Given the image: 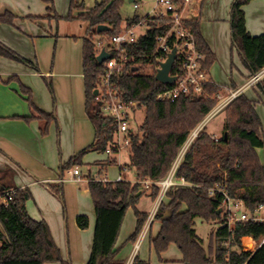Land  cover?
Here are the masks:
<instances>
[{"label":"trees","instance_id":"16d2710c","mask_svg":"<svg viewBox=\"0 0 264 264\" xmlns=\"http://www.w3.org/2000/svg\"><path fill=\"white\" fill-rule=\"evenodd\" d=\"M251 1L253 0H233L229 20L231 51L238 56L249 79L264 69V34L251 37L245 27L243 8ZM123 2L124 0H100L91 9L84 11L82 4L78 5L76 0H70L66 20L86 23V31L82 37L84 111L94 136L90 146L60 165V180L64 172L81 166L86 154H104L113 141L116 124L113 119L102 114L100 102L93 96L94 90L99 87L104 64L96 61L98 51L94 37L104 38L100 41L105 44L123 31L119 13ZM51 10L49 7L48 12ZM73 10L84 12L72 17L70 13ZM13 20L14 16L10 13L0 15V24L11 25ZM137 21L138 18L134 16L127 20L126 25ZM99 25H104L109 30L97 34L96 28ZM146 25L149 28L147 36L139 38L133 47L127 49V65L122 74L112 80L121 92V99L135 105L133 112L144 109V119L135 135H132L128 157L129 167L135 172V183L100 179H90L87 182L95 214L93 241L87 264H125L116 259L118 249L115 248L125 214L129 209L133 210L136 224L127 242L134 244L148 218V214L138 212L135 207L142 197L148 196L154 201L158 195L157 186L151 185L144 189L140 183L145 180L153 183L166 177L190 132L215 107L216 101L212 97L226 91L208 80L202 86L201 94L191 91L187 96H179L174 102L158 100V95L174 86L155 80L159 59L161 56L165 57L162 51L156 53V40L166 34L170 23L161 18L147 20ZM183 28L193 39L195 50L202 56L201 67L208 76L215 56L200 33V20L184 22ZM179 42L171 40L168 45L173 50ZM109 54L113 55L111 51ZM0 57L38 73L36 64L20 57L1 43ZM179 58V55L175 57L170 72L177 79L184 76ZM145 68H149L151 74H143L142 70ZM11 81L18 83L20 95L42 123L39 128L40 136H46L54 121L53 114L38 109L33 103L31 91L21 85L16 77H11L7 82ZM45 82L52 93L50 81ZM255 86L264 96V76ZM224 115L222 137L215 142L210 139L206 130L200 133L176 170V179H183L189 186L167 192V202L160 204L156 211L154 220L161 227L149 244L159 262H162L160 255L173 244L182 256V264H264V243L253 253L240 248L242 238H250L259 243L264 237V224L240 223L229 229L221 222V214H217L222 196L219 193L209 195L211 189L218 187L229 197L243 200L248 210L264 204V164L256 154L257 149H264V140L254 102L242 94L238 95L226 107ZM15 119L28 123L35 117ZM224 134L227 136L226 140ZM115 155L114 152L108 156L100 172H105L108 166L116 165ZM12 176L9 169L0 171V197L10 191L14 193L7 204L0 203V264H69L62 260L46 223L34 221L28 216L25 204L30 199V194L27 190L17 189L13 185ZM60 185L47 187L63 203ZM196 219L206 223L221 222V227L209 236L206 249L194 230ZM76 225L78 229L86 230L88 218L84 215L76 217ZM131 264L149 262L135 257Z\"/></svg>","mask_w":264,"mask_h":264},{"label":"crops","instance_id":"0c3cea01","mask_svg":"<svg viewBox=\"0 0 264 264\" xmlns=\"http://www.w3.org/2000/svg\"><path fill=\"white\" fill-rule=\"evenodd\" d=\"M43 2L0 0V15L10 13L14 16L11 25L0 24V43L36 64L38 68L36 73L0 57V171H12L13 185L29 192L26 212L32 220L46 223L62 260L69 264H87L95 225L87 182L99 179L94 177L96 167L101 168L108 157L102 154L98 159L92 153L86 155L83 163L90 165L87 173L84 174V168L79 167V180L71 175L70 170L63 173L62 181L59 182L60 165L90 146L94 131L84 111L82 37H76L73 33L60 36L53 34L51 18H45L49 7ZM232 2L233 0L201 2L200 33L215 56L208 80L224 88L225 93L239 92L253 101L262 124L264 96L255 85L244 88L249 80L248 73L235 52L236 58H232L229 26ZM243 11L248 34L251 37L263 35L264 0L251 1ZM11 77H16L21 85L31 91L33 103L38 109L53 114L54 121L46 136H40L39 128L42 123L20 95L18 83L7 82ZM41 78L49 79L53 100L42 85ZM31 116L35 119L28 123L15 119ZM259 150L263 149H257V154ZM132 170L133 173L126 165L118 166L119 174L112 181L134 184L135 172ZM125 174H129V179H125ZM100 180L109 182L107 175H103ZM58 184H61L63 203L47 187ZM146 198L149 197H142L135 208H140ZM164 202H167V198ZM151 204L150 210L138 208V212L148 214V218L134 244L128 243L127 239L134 232L136 220L125 222L124 217L115 245L118 249L116 259L125 264H131L135 257L149 264H182V256L175 245L170 244L160 255L162 262L158 261L150 248V240L157 236L161 227L158 221L149 217L154 201L151 200ZM80 215L88 218V228L84 231L76 225V217ZM125 226L127 231L122 232Z\"/></svg>","mask_w":264,"mask_h":264},{"label":"built area","instance_id":"2783aa9c","mask_svg":"<svg viewBox=\"0 0 264 264\" xmlns=\"http://www.w3.org/2000/svg\"><path fill=\"white\" fill-rule=\"evenodd\" d=\"M201 2L202 0H154V4L149 13L144 16H136L138 18L137 22H130L123 27V31L120 34L111 37L105 44L100 40L96 42L98 55L104 50L109 55V58L104 61L103 74L99 87L96 89L98 93L95 100L100 102L102 114L113 119L116 124L111 146L105 151L107 156H110L114 152L116 153L115 156H118L121 152H125L128 157L130 154L131 138L132 135H135V131L131 129L130 122L134 115L133 109L135 105L121 99V92L112 80L114 77L122 74L127 65V61L129 60L127 49L133 47L139 38L147 36V30L149 29L146 25L147 20L161 18L169 20V30L164 36L158 37L156 40V53L160 51L165 53V57L161 56L159 59L160 63H163L172 51L168 45V41L173 40L174 43L180 41L175 45L173 50H175V57L177 55L180 56L179 66L184 71V76L180 79L174 77L175 81L172 83L174 86L158 95L157 99L174 102L179 96H187L191 91L195 94H201L203 92L202 86L208 82V76L201 67L200 60L202 56L195 50L194 42L190 34L183 28L184 22L200 19ZM132 8L135 11L138 10L140 3L138 1L133 2ZM139 29H143L144 32L138 34L137 30ZM109 51L112 52V56L109 54ZM263 76L264 72L262 71L254 75L248 80L244 88L247 89L256 85ZM238 95H241V93L215 94L212 97L216 101L215 107L190 132L166 177L153 183L148 180L140 183L144 189H148L151 185L158 187V195L154 200L153 209L149 214L150 218L154 219L158 207L166 199L167 192L179 187L189 186L183 179H176L175 177L176 170L184 154L199 134L206 130L207 125L217 118L220 113H223L229 103ZM222 128L223 124L219 127L218 132L212 134L207 133L210 139L217 142L222 137ZM71 175L76 177V180L80 179V174L76 168L71 171ZM61 181L59 180L60 183ZM215 193H219L222 196L221 207L219 208L222 216L221 222L225 223L229 229L240 223L264 224V204H259L253 210H248L243 200L229 197L223 189L216 187L209 191L210 196ZM13 194V191L7 192L4 196L0 197V203L7 204L11 201ZM263 243L264 237L259 243H255L250 238H242L240 240V248L243 251L253 253ZM137 247L138 245L136 244L135 250H137Z\"/></svg>","mask_w":264,"mask_h":264},{"label":"rangeland","instance_id":"374dc122","mask_svg":"<svg viewBox=\"0 0 264 264\" xmlns=\"http://www.w3.org/2000/svg\"><path fill=\"white\" fill-rule=\"evenodd\" d=\"M40 1L43 2L44 0H40ZM135 1H138L140 3V8L136 11L132 8L133 2H135ZM98 2H100V0H76V3L78 5L79 4L83 5L84 11L91 9L95 5V3H98ZM43 3L46 5V7L52 8L51 11H49V12L46 11V16H50V18H51L53 34H57L60 36V35H68L70 33H73V35H75L76 37H83L84 36L85 31H86V23L85 22H82L79 20H72V21L66 20V17L68 16V12H69L70 0H51L50 3H49V1H44ZM153 4H154V0H124L123 5H122L120 12H119L121 19H122V27L126 26L128 19H131L134 16H144L147 13H149ZM84 11L73 10L70 14L72 17H77L79 14L83 13ZM143 32H144L143 29L137 30L138 34L143 33ZM99 40H104V38H102L100 36L94 37L95 42H97ZM52 45H53V43H52ZM50 56H51V54H50ZM232 58H236L234 53L232 55ZM142 73L149 75V74H151V70L149 68H145L142 70ZM40 80H41L42 85H44L45 89L48 91V93L52 99V93H50V91L46 85V82H45V80L49 81V79L45 78V80H43L41 78ZM224 116H225L224 112L220 113L217 118L212 120L207 125L206 131L208 134L218 132L219 127H221L223 122H224ZM143 119H144V109L141 108V109L136 110V113H134V115L132 116L131 122H130L131 129L136 132L139 125L142 123ZM261 127H262V135H263V140H264V120H263V123L261 124ZM88 154H90V153H88ZM88 154H86V155H88ZM92 154H94L95 157L97 156L98 159L102 155L100 153L96 154L94 152H92ZM86 155L82 158L81 166L75 167L78 172H79V167L80 168L83 167L84 168V174L87 173L88 166H90V165L87 166L83 163V160L86 157ZM257 156H258L260 162H262L264 164V149L259 150ZM114 158L116 160L115 166L106 167L105 172H102V171L100 172L101 168L98 169L96 167L97 172H95L94 177L100 179L103 175H107L109 182H113L112 180L114 179L115 175L119 174L118 166L126 165L127 167H129L128 156L125 152H121L118 156H115ZM130 171L133 173L132 168H130ZM124 177H125V179H129L130 176H129V174H125ZM66 178L68 179L69 177L67 176ZM151 205H152L151 199L146 198V199H143V203H141V207L140 208L138 207V208L140 210L141 209L142 210H150ZM145 207H146V209H144ZM138 208H136L137 211H139ZM62 209H63V205H62ZM125 215H126L125 216V222H127V220H129V222H132L134 220V222H135L132 209H129ZM220 227H221L220 221H216L213 223H206V222L202 221L201 219H196L194 221V230L196 232V235L203 242V248L204 249H206V247H207L209 236L211 234H215V232ZM124 229L122 230V232L127 231L126 226L124 227ZM0 232H1V230H0ZM121 234H123V233H121ZM128 262H129V260L127 261V263Z\"/></svg>","mask_w":264,"mask_h":264},{"label":"water","instance_id":"95a60500","mask_svg":"<svg viewBox=\"0 0 264 264\" xmlns=\"http://www.w3.org/2000/svg\"><path fill=\"white\" fill-rule=\"evenodd\" d=\"M108 27L104 25H99L96 28V33L100 34L102 32L108 31ZM109 58V55L102 50L99 55L96 56V61L98 64H102L105 60ZM175 59V50H172L171 53L167 56L165 62L160 63L159 69L156 71L155 80L162 84H172L175 81V78L170 75L173 63ZM97 90H94L93 96H97ZM101 106V104H100ZM227 139V136L224 134V140ZM217 214H220L218 210Z\"/></svg>","mask_w":264,"mask_h":264}]
</instances>
